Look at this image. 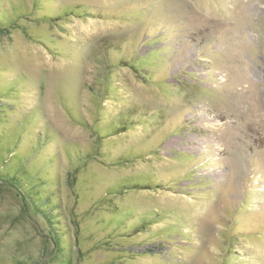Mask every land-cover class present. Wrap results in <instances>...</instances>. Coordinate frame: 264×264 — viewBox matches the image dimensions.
<instances>
[{
    "label": "rangeland",
    "instance_id": "1",
    "mask_svg": "<svg viewBox=\"0 0 264 264\" xmlns=\"http://www.w3.org/2000/svg\"><path fill=\"white\" fill-rule=\"evenodd\" d=\"M0 264H264V0H0Z\"/></svg>",
    "mask_w": 264,
    "mask_h": 264
},
{
    "label": "trees",
    "instance_id": "2",
    "mask_svg": "<svg viewBox=\"0 0 264 264\" xmlns=\"http://www.w3.org/2000/svg\"><path fill=\"white\" fill-rule=\"evenodd\" d=\"M141 221H144V220H141ZM144 222H146V221H144Z\"/></svg>",
    "mask_w": 264,
    "mask_h": 264
}]
</instances>
